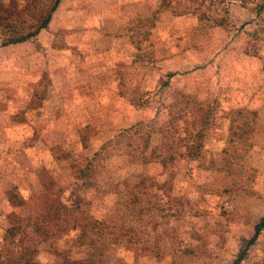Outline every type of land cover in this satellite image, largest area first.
<instances>
[{
    "label": "rangeland",
    "instance_id": "obj_1",
    "mask_svg": "<svg viewBox=\"0 0 264 264\" xmlns=\"http://www.w3.org/2000/svg\"><path fill=\"white\" fill-rule=\"evenodd\" d=\"M243 2L197 0L201 11L225 14L224 24L215 27L192 15L155 14V0H62L36 38L0 46V260L9 248L16 249L17 240L12 243L6 229L14 215L23 214L6 203V180L27 197L46 179L68 183L62 196L71 202L80 191L72 190L69 168L79 152L90 155L114 141L117 130L137 122H156L170 104L187 112L193 101L205 113L207 103L214 108L201 157L176 162L168 172L150 168L155 182L169 184L151 189L148 182L143 186H150V193L141 190L146 200L137 208L154 202L161 210L154 209L152 217H129L120 196L107 187V177L131 180L143 169L118 156L107 164V177L100 176L106 196L96 199L98 188L83 194L90 201L86 211L106 221L107 232L110 227L112 234L141 242L129 249L110 240L100 264H232L237 259L264 217V10L255 16L258 1ZM154 16L155 25L144 22ZM237 109L245 110L237 122L243 133L230 135L227 113ZM116 213L112 220L120 231L111 229ZM70 238L41 243L34 260L58 264L57 252L65 254V248H72L71 258L85 256ZM263 261L264 229L238 264Z\"/></svg>",
    "mask_w": 264,
    "mask_h": 264
},
{
    "label": "trees",
    "instance_id": "obj_2",
    "mask_svg": "<svg viewBox=\"0 0 264 264\" xmlns=\"http://www.w3.org/2000/svg\"><path fill=\"white\" fill-rule=\"evenodd\" d=\"M61 1L0 0V37L2 38L0 46L19 44L36 38L49 27ZM242 1H244L243 5L249 2V0ZM256 1H258V5L255 8V16H258L264 10V0ZM155 4L157 7L155 14L165 11L174 16L192 15L199 21L211 23L215 27L222 26L227 20L224 13L218 16L201 11L203 4H198L197 0H155ZM145 19L144 22H152L155 25V16ZM140 21L143 22V20ZM245 25L246 23L242 25V28ZM172 76L174 74H169L168 78H172ZM168 85L169 82L166 81L162 84V87ZM184 98L192 99L188 94H185ZM148 101L145 100V102ZM189 108L191 109L183 113V110L179 109L177 105L170 104L166 107V112L160 113L156 122H137L127 129L117 130L114 141L109 140L103 143L90 155L79 152L74 166L72 165L69 168L73 171L70 174L71 178L74 177L70 181V183H74L72 190L80 191L75 194V198L71 202L65 200L62 196L68 192L64 191L69 186L68 183L63 186V184H56L51 180L52 178L46 179L36 192L27 197L16 183L14 184L11 180L4 182V179L3 190L6 203L10 208L19 210L23 214L21 216L14 215L15 219L6 229L12 243L15 239L17 240L14 244L16 249L9 248L4 260H0V264H41L34 260L38 245L52 239L59 240L68 234H71L69 242L72 244L77 243L80 252L84 249L83 252L86 253L87 251V253L80 258H71L70 251H72V248H65L67 249L65 254L57 252L58 257L61 258L58 264H100L104 261L102 257L110 240L113 239L118 241L115 244L121 247L123 245L129 249L139 245L141 242L135 240L132 236L125 238L120 233L112 234L109 231L110 227L107 232L105 226H103L106 221L99 220L86 211L90 201L83 200V194L98 188L96 199L101 200V196H106L108 191L103 190L101 192L103 184L99 182L100 176L103 174L107 177V164L115 156H118L122 161L127 162L125 164L129 167L143 169L141 174L135 175L131 180L126 177L123 180L114 181L112 177H107V187L114 188V193L120 196L121 206H125V209L129 211V217L133 218V216L137 217L141 214L152 217L154 209L161 210L154 202H150L153 204L151 207L137 208L138 204L146 200L141 190L150 193L148 191L150 186L143 185L150 182L149 185L152 189L153 184L158 188H163L169 184L168 180L155 182V176L149 174V169L159 167L162 168L161 170L168 172L170 168L176 166L174 165L176 162L186 160L190 163L199 159L204 147V132H207L206 129H208L213 117L214 108L210 103H207L206 109L209 111L206 113L201 104L195 101ZM244 111V109H237L227 113L230 120V135H234L235 131H242L243 133V124L237 122L243 118ZM162 118L164 119L163 122L161 121ZM190 123L192 129L189 126ZM82 131L83 128L78 132L81 134ZM125 138L127 139L125 140ZM135 138L137 142H134ZM78 142L81 146L80 149H85L84 147L88 146L82 138ZM175 146L179 147V150L171 152L170 148H175ZM116 150L120 151L117 152ZM62 156L66 158L69 155L67 153ZM64 157L58 159L62 160ZM53 198H56V200H53ZM117 213L112 218L110 217L111 221H115L111 222V229L118 228V230H121L122 228L118 227L119 222L112 220L116 218ZM119 219H123V217ZM263 229L264 217L260 218L254 225L253 235L246 240L245 247L232 264H238L243 259L249 247L256 242ZM99 246L105 250H100ZM262 264H264V261Z\"/></svg>",
    "mask_w": 264,
    "mask_h": 264
}]
</instances>
